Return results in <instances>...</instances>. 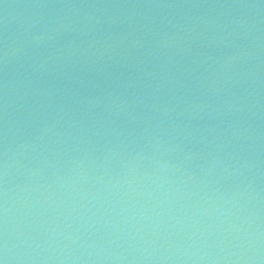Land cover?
<instances>
[{"label":"water","instance_id":"1","mask_svg":"<svg viewBox=\"0 0 264 264\" xmlns=\"http://www.w3.org/2000/svg\"><path fill=\"white\" fill-rule=\"evenodd\" d=\"M0 264H264V0H0Z\"/></svg>","mask_w":264,"mask_h":264}]
</instances>
